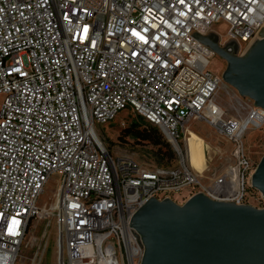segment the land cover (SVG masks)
Masks as SVG:
<instances>
[{
    "label": "built area",
    "instance_id": "2783aa9c",
    "mask_svg": "<svg viewBox=\"0 0 264 264\" xmlns=\"http://www.w3.org/2000/svg\"><path fill=\"white\" fill-rule=\"evenodd\" d=\"M263 23L264 0H0V264H22L25 237L51 222L55 264H139L128 222L150 197L264 207L243 142L264 109L235 93L228 114L214 54L191 36L241 55ZM122 112L158 130L169 163L108 153L95 124ZM193 123L219 139L203 144L201 170L185 142ZM215 156L222 165L209 170ZM45 191L51 201L37 205Z\"/></svg>",
    "mask_w": 264,
    "mask_h": 264
},
{
    "label": "water",
    "instance_id": "95a60500",
    "mask_svg": "<svg viewBox=\"0 0 264 264\" xmlns=\"http://www.w3.org/2000/svg\"><path fill=\"white\" fill-rule=\"evenodd\" d=\"M194 38L225 62L223 83L264 109V26L241 55L232 45L196 32ZM250 185L264 201V153ZM128 225L142 245L139 264H264V207L214 200L196 192L181 203L168 197L147 199Z\"/></svg>",
    "mask_w": 264,
    "mask_h": 264
},
{
    "label": "rangeland",
    "instance_id": "374dc122",
    "mask_svg": "<svg viewBox=\"0 0 264 264\" xmlns=\"http://www.w3.org/2000/svg\"><path fill=\"white\" fill-rule=\"evenodd\" d=\"M225 29L226 26L222 23L213 27L215 34L221 37H223ZM224 66L225 62L217 55H214L209 60L208 68L219 75L224 69ZM235 93L232 87L223 82L217 93V101L230 115L235 114ZM184 112L185 110H179L180 114ZM136 119L137 117L122 112L107 124H95V128L100 141L109 154H126L142 165L151 166L155 163L152 158V152L154 150L153 145L146 142H135L129 137H117L119 131L126 126V124ZM121 122H123V124H120ZM187 134L185 142L187 143V140L189 142V146L192 150V159L196 166L201 167L204 159L203 144L210 147L218 142L219 139L207 125L202 123H193L189 126ZM243 142L248 157L252 163L256 164L264 153V124L259 129L249 130L245 134ZM220 165H222V160L215 156L207 163V168L211 170ZM49 196V192H42L36 199V204L42 205L49 203L51 201ZM183 196V193L177 194L175 196V201L181 203L184 200ZM39 244V254L34 258V264H55V233L52 222L47 226L44 233L41 224H39L37 229L33 231L32 236L28 235L25 237L20 247V260L22 264H30L33 253Z\"/></svg>",
    "mask_w": 264,
    "mask_h": 264
},
{
    "label": "trees",
    "instance_id": "16d2710c",
    "mask_svg": "<svg viewBox=\"0 0 264 264\" xmlns=\"http://www.w3.org/2000/svg\"><path fill=\"white\" fill-rule=\"evenodd\" d=\"M117 137H129L135 142H146L153 145L152 158L156 165L169 163L173 158L169 145L161 137L158 130L140 118L131 120L126 124L119 131Z\"/></svg>",
    "mask_w": 264,
    "mask_h": 264
},
{
    "label": "bare ground",
    "instance_id": "6f19581e",
    "mask_svg": "<svg viewBox=\"0 0 264 264\" xmlns=\"http://www.w3.org/2000/svg\"><path fill=\"white\" fill-rule=\"evenodd\" d=\"M263 25H264V23H263ZM186 144L188 145V149H189V162H190V165L193 166L196 170H199V169L201 170L202 167H203V164H204V159H203L201 167L200 166L199 167L196 166V164L194 163V160L192 159V154H191L192 150H191V147L189 146L188 140H187Z\"/></svg>",
    "mask_w": 264,
    "mask_h": 264
},
{
    "label": "snow or ice",
    "instance_id": "6c2138e0",
    "mask_svg": "<svg viewBox=\"0 0 264 264\" xmlns=\"http://www.w3.org/2000/svg\"><path fill=\"white\" fill-rule=\"evenodd\" d=\"M181 2H183V0H181Z\"/></svg>",
    "mask_w": 264,
    "mask_h": 264
}]
</instances>
